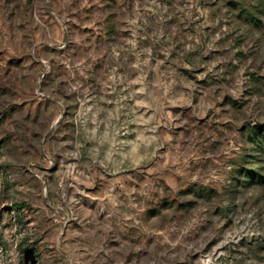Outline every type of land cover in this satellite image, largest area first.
<instances>
[{
    "label": "rangeland",
    "instance_id": "374dc122",
    "mask_svg": "<svg viewBox=\"0 0 264 264\" xmlns=\"http://www.w3.org/2000/svg\"><path fill=\"white\" fill-rule=\"evenodd\" d=\"M0 264H264V0H0Z\"/></svg>",
    "mask_w": 264,
    "mask_h": 264
}]
</instances>
